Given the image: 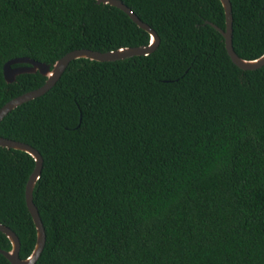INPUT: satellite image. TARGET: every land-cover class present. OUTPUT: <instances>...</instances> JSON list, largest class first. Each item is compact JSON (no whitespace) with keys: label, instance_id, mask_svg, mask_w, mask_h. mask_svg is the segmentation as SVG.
<instances>
[{"label":"trees","instance_id":"obj_1","mask_svg":"<svg viewBox=\"0 0 264 264\" xmlns=\"http://www.w3.org/2000/svg\"><path fill=\"white\" fill-rule=\"evenodd\" d=\"M158 35L155 49L77 58L56 83L0 120V136L42 156L33 202L46 240L34 264H264V65L229 57L220 0H121ZM232 44L264 53V0H230ZM148 31L96 0H0V108L41 86L3 65L51 66L67 52L147 45ZM35 167L0 146V223L28 257L25 201ZM0 248L10 240L0 231ZM0 264H11L0 253Z\"/></svg>","mask_w":264,"mask_h":264},{"label":"water","instance_id":"obj_2","mask_svg":"<svg viewBox=\"0 0 264 264\" xmlns=\"http://www.w3.org/2000/svg\"><path fill=\"white\" fill-rule=\"evenodd\" d=\"M96 1L97 3H105L116 6L119 9L123 10L126 14H128V16L139 27L149 32L150 34L149 44L142 46L120 47L118 49L105 51V52H100L87 48H78L64 54L62 57L57 59L52 66L45 62H40L25 56L9 59L3 65V75L6 82L8 83L13 82L16 76L21 73L36 72V71H39L42 75L46 76V80L41 86L29 90L27 92H24L10 99L8 102H6L0 108V120L8 112L16 108L18 105L27 102L29 100H32L38 96H41L49 89H51L52 86L56 83V81L60 78L61 74L63 73L69 62L72 61L73 59L89 58L91 60H97V61H112V60L123 59L135 55H147L155 49L159 41L158 35L147 23L143 22L126 4H124L121 0H96ZM220 1L225 13V28L221 29L214 24L212 25L215 28H217L219 32L222 34L229 57L241 69L252 70L263 66L264 53L256 59L247 60L238 56L234 51L232 44L233 17H232L231 3L230 0H220ZM0 146L25 151L28 154H30L35 160V167L31 172V174L29 175V178L25 185L26 205L36 228V243L31 254L28 257L21 258L19 256L20 240L18 236L10 227L0 223V231L7 236V238L10 240L11 243V248L9 250L0 248V253L4 255L11 264H34L41 255L46 240V234L42 220L40 218L38 209L33 202V189L35 187L37 179L40 176L43 159L37 149L21 141L12 140L0 136Z\"/></svg>","mask_w":264,"mask_h":264}]
</instances>
